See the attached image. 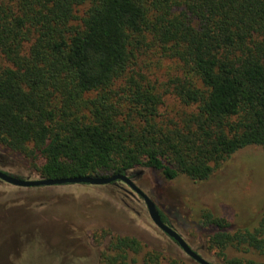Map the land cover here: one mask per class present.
<instances>
[{"label":"trees","instance_id":"trees-1","mask_svg":"<svg viewBox=\"0 0 264 264\" xmlns=\"http://www.w3.org/2000/svg\"><path fill=\"white\" fill-rule=\"evenodd\" d=\"M152 56L174 62L163 82L142 71ZM0 57V149L40 177L143 167L203 181L235 151L264 150V0H0ZM167 94L182 111L163 113ZM202 224L224 264H264L226 255L264 258V204L252 229L210 212ZM143 250L116 236L100 264Z\"/></svg>","mask_w":264,"mask_h":264},{"label":"rangeland","instance_id":"rangeland-1","mask_svg":"<svg viewBox=\"0 0 264 264\" xmlns=\"http://www.w3.org/2000/svg\"><path fill=\"white\" fill-rule=\"evenodd\" d=\"M158 60L152 56L147 60L149 70L142 71L150 73L151 80L163 82L174 73V62ZM3 62L0 57V64ZM162 111L172 116L182 111V106L167 94ZM0 159V169L8 173L22 178L39 177L25 160L2 149ZM131 174L135 184L166 217L168 225L213 264L224 263L207 247L211 230L203 226L202 214L210 212L224 217L233 228L252 229L263 210L264 150L259 146L235 151L203 181H192L183 175L166 181L154 170L143 167L134 168ZM5 210L11 219L8 223L6 212L2 214L7 224L0 236L7 232L8 237L3 238L4 243L0 242V260L4 259L2 253L12 251L8 258L17 264H100L101 252L111 238L130 236L144 250L137 255L130 253L127 264H144L146 250L158 253L163 258L161 264H166L167 259L179 264H198L153 224L143 200L120 181L101 186L17 187L0 183V211ZM20 230L23 234L19 238ZM226 255L264 259L257 253L232 248L226 250Z\"/></svg>","mask_w":264,"mask_h":264},{"label":"water","instance_id":"water-1","mask_svg":"<svg viewBox=\"0 0 264 264\" xmlns=\"http://www.w3.org/2000/svg\"><path fill=\"white\" fill-rule=\"evenodd\" d=\"M133 171V170H132ZM130 172V174L132 173ZM0 179L17 187H38V186H55V185H91V186H101L108 185L110 183H115L116 181L124 182L129 188L136 193L144 202L148 215L153 222V224L165 235L171 238L180 248L181 250L192 260L197 262L198 264H213L210 261L203 258L199 253L193 250L189 244L184 240V238L174 230L170 225L163 222L161 219L160 212L153 202V200L145 194L133 181V179L129 176V174H114L106 177H96V176H76V177H66V178H18L13 175H10L7 172L0 170ZM10 219L8 218V223ZM30 227V226H29ZM41 230V229H40ZM20 232V233H19ZM23 234V230L18 231L19 238ZM12 252V251H11ZM8 253H2V257H6ZM11 256V255H10ZM3 259V260H4ZM12 260V258H9ZM13 261V260H12ZM16 263V262H15ZM17 264V263H16Z\"/></svg>","mask_w":264,"mask_h":264},{"label":"flooded vegetation","instance_id":"flooded-vegetation-1","mask_svg":"<svg viewBox=\"0 0 264 264\" xmlns=\"http://www.w3.org/2000/svg\"><path fill=\"white\" fill-rule=\"evenodd\" d=\"M2 160L0 159V162H1ZM0 170H2V169H0ZM2 171H4V170H2ZM4 172H6V171H4ZM8 173V172H7ZM10 175H13V176H15V177H18V178H22V177H20V176H18V175H14V174H11V173H9ZM127 174H129V176L132 178L133 177V175L132 174H130V173H127ZM27 178V177H26ZM24 179V178H23ZM116 182H118V181H116ZM0 183H2V184H7V185H11V184H9V183H7V182H5V181H3V180H1L0 179ZM114 183V182H113ZM113 183H110V184H113ZM123 184H125L124 182H122ZM126 185V184H125ZM127 186V185H126ZM127 187H129V186H127ZM131 190V189H130ZM132 191V190H131ZM133 192V191H132ZM134 193V192H133ZM134 194H136V193H134ZM137 195V194H136ZM138 196V195H137ZM139 197V196H138ZM5 212H6V210L5 211H0V231L2 232L3 231V228H4V226L7 224V222L3 219V216H2V214H5ZM160 212V211H159ZM6 216H7V220H8V218L9 219H11V217H10V215L11 214H7V212H6V214H5ZM3 223V224H2ZM167 223H168V221H167ZM7 232H5L2 236H0V242H2V243H4L5 241L3 240V238H5V237H8V233L6 234ZM11 233V232H10ZM14 232H12V234H13ZM2 234V233H1ZM171 239V238H170ZM12 253V252H11ZM9 255V256H8ZM10 255L11 254H7L6 255V257H5V259L4 260H0V264H16L15 262H13L12 260H9V258L8 257H10Z\"/></svg>","mask_w":264,"mask_h":264}]
</instances>
